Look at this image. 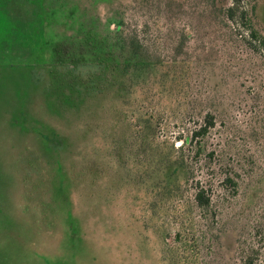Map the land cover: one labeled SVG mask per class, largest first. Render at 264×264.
Here are the masks:
<instances>
[{
	"label": "rangeland",
	"instance_id": "obj_1",
	"mask_svg": "<svg viewBox=\"0 0 264 264\" xmlns=\"http://www.w3.org/2000/svg\"><path fill=\"white\" fill-rule=\"evenodd\" d=\"M124 2V30H137L154 59L177 60L182 92L171 93L170 77L160 82L161 69L133 87L121 65L116 73L108 69L105 84L118 81L99 94H52L50 26L39 2L0 0V264H170L165 245L176 244L172 215L179 207L155 202L160 180L139 166L132 172L135 157L128 167L117 164L122 150L137 149L129 126L141 106L159 122L160 139L175 147L206 113L215 116L190 181L206 188L211 211L192 214L225 264H244L252 254L263 259L264 54L224 19L233 0ZM240 7L264 36V0H240ZM90 15L102 26L118 14L105 4ZM53 71L81 84L96 70ZM121 110L129 115L124 122Z\"/></svg>",
	"mask_w": 264,
	"mask_h": 264
},
{
	"label": "trees",
	"instance_id": "obj_2",
	"mask_svg": "<svg viewBox=\"0 0 264 264\" xmlns=\"http://www.w3.org/2000/svg\"><path fill=\"white\" fill-rule=\"evenodd\" d=\"M113 1L37 0L39 2L37 5L41 7L46 16V25L50 26L45 47L49 58L52 94L56 91L55 88L60 91L61 96L65 91L73 92L75 89L77 92L84 90L90 96L99 94L108 86H114L118 81L116 78L115 81L105 84L108 69L113 67V72L116 73L114 69L118 70L121 65L123 66L122 73L126 74V77L130 76L129 81L133 87L135 82L147 81L150 72L157 73L161 69L163 74L160 75V82L164 85L170 77L171 93L182 92L183 77L181 72L178 74L177 60H163L160 56L154 59L150 56L141 34L137 30H124L123 28L128 4L124 0H116L117 5H115ZM105 4H111L113 13L118 15L110 16L111 20L101 26L99 16L90 14L94 9ZM222 10L223 17L230 26L244 31L246 43L250 48L264 54V36L254 29L248 11L240 7V0H233L231 5L225 6ZM54 23L58 26L52 30ZM111 24L115 25L114 29H111ZM61 25L64 30L61 29L56 33ZM66 29L70 35L66 33ZM64 65L93 68L96 70L94 73L99 68V74L93 73L80 84L72 78H65L53 71L54 68ZM154 78H156L157 85V75ZM142 110H144L143 106L139 110L140 114H131L132 123L129 126L133 146L137 149L128 152L122 150V159L117 158V164L125 167V163L128 167V160L135 157L137 160L130 168L132 172H134V166H139L138 171L145 168L140 174L145 176L151 174L150 179L157 177L160 180L157 185L155 184V202L170 206L174 211L179 207V211L172 215L174 223H178L179 226L175 234L176 244L172 248L165 245L166 251L172 254L170 264H225L226 257L223 254L220 255L216 246L208 241L213 237L206 238V234L197 227L196 218L192 214L193 208L206 212L205 214L211 211L212 200L206 188L195 178L192 180L194 183L191 184L190 181L194 175L192 162L195 163L194 161L201 154L203 155V140L214 127L215 116L212 113H206L200 126L191 130L189 135L177 138V141H182V144L175 147L174 142L168 144L167 140L160 139L155 127V116L150 115L148 111L141 113ZM118 114L121 122L127 120L126 116L129 118V115L122 110ZM43 140L44 144L50 143L48 136H44ZM143 148H147L148 152L146 150L144 154H141ZM142 155H146L145 163L140 162ZM119 164L118 168H122ZM90 169L96 168L91 167ZM155 174L157 176H153ZM227 181L232 182L229 178ZM141 184L151 185L152 190H150L151 193L153 192L152 182L150 184L144 180ZM154 210L158 211L159 206L154 207ZM169 217L167 216V221ZM234 262L237 264L235 260ZM244 264H264V258L259 260L252 254L246 258Z\"/></svg>",
	"mask_w": 264,
	"mask_h": 264
}]
</instances>
